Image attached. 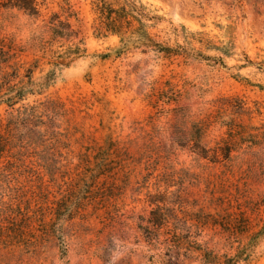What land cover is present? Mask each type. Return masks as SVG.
I'll list each match as a JSON object with an SVG mask.
<instances>
[{"label": "rangeland", "instance_id": "1", "mask_svg": "<svg viewBox=\"0 0 264 264\" xmlns=\"http://www.w3.org/2000/svg\"><path fill=\"white\" fill-rule=\"evenodd\" d=\"M43 1L39 18L0 9V35L25 46L20 59L34 65L37 82L56 70L24 103L63 107L66 147L61 172L16 173L14 189L2 193L0 264H223L238 254L237 264H264V91L251 84H264V69L238 67L245 54L264 65V0H142L168 20L153 29L159 40L186 45L168 33L169 21L184 25L196 50L226 66L141 49L117 55L119 37L94 32L92 0ZM66 3L77 12L71 20L87 54L55 67L30 40ZM239 72L251 83L234 78ZM9 112L1 105L0 120ZM194 123L209 155L228 143L230 159L193 151L186 135ZM229 125L241 134L230 135ZM109 142L116 163L97 174L92 155ZM156 203L165 219L159 227L150 220ZM204 251L217 262H206Z\"/></svg>", "mask_w": 264, "mask_h": 264}, {"label": "trees", "instance_id": "2", "mask_svg": "<svg viewBox=\"0 0 264 264\" xmlns=\"http://www.w3.org/2000/svg\"><path fill=\"white\" fill-rule=\"evenodd\" d=\"M43 5V0H0V9H17L35 18L42 16ZM92 7L95 14L94 32L96 35L119 37L120 46L115 51L117 55L129 49H141L144 53L153 51L167 58L183 56L186 59H208L226 66L222 57L207 55L196 50L190 40L194 33L188 31L184 25L180 30L169 21L171 25L168 33L176 37L181 34L186 40V45L178 41L172 45L169 43L170 39L168 41L159 40L160 35L153 29L168 20L159 13L157 8L142 0H92ZM61 8V12L53 11L48 19H44L42 30L31 37L30 45L41 51L43 55L48 54L51 58L50 63L55 67H68L80 57L85 56L87 48L84 38L80 36V30L71 20L72 18L79 20L77 12L69 3L62 5ZM188 32L193 36H190ZM198 40L203 42L204 38ZM206 47L220 50L227 55L232 53V48L227 44L207 43ZM24 50L23 44L17 41L15 43L12 38L0 35V106L5 104L10 109L6 121L0 120V195L14 189L16 173L21 176L26 172L35 173V167L38 166L44 167L51 177L55 175V171L50 169L52 166L56 172H61L62 166L57 167V164H60L63 159L62 149L66 147L63 133L58 125V118L62 115L63 107L54 100L24 103L29 96L41 93L42 87L54 79L56 70L48 73L46 82H37L33 76L34 65L26 67L24 62H21L20 56ZM100 56L106 59L110 53ZM244 58L245 62L238 65L239 68L256 64L259 69H264L263 63H255L246 54ZM233 76L236 79L245 78L251 83L240 72ZM251 84L264 91L263 83ZM17 105L20 106L16 107ZM241 132V129L229 125L230 135L241 134ZM203 134L202 126L194 123L192 130L186 135L190 141H193V151L203 157L210 156L215 160L221 157L230 159L233 147L228 143L218 145L209 155L208 149L201 142ZM253 140L250 141L256 143ZM114 150L115 144L109 142L106 147H101L92 155L96 167L93 172L97 174L111 172V166L116 163L111 158ZM90 156L89 152L84 155V158L90 161ZM2 197L3 195L0 196V206L1 203L5 206L6 202L2 200ZM156 205L157 208L152 211L150 220L159 227L165 219L164 213L161 212V205L159 203ZM203 253L206 262H217L216 254L210 251ZM238 258L239 254L234 257L226 256L223 264H237Z\"/></svg>", "mask_w": 264, "mask_h": 264}]
</instances>
